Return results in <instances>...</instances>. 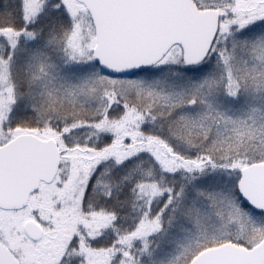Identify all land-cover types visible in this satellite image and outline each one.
Returning <instances> with one entry per match:
<instances>
[{
	"label": "snow or ice",
	"instance_id": "6c2138e0",
	"mask_svg": "<svg viewBox=\"0 0 264 264\" xmlns=\"http://www.w3.org/2000/svg\"><path fill=\"white\" fill-rule=\"evenodd\" d=\"M0 264H264V0H0Z\"/></svg>",
	"mask_w": 264,
	"mask_h": 264
}]
</instances>
